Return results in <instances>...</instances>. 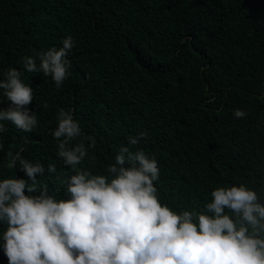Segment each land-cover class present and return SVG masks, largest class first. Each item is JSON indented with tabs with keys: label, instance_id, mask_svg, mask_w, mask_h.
<instances>
[{
	"label": "trees",
	"instance_id": "trees-1",
	"mask_svg": "<svg viewBox=\"0 0 264 264\" xmlns=\"http://www.w3.org/2000/svg\"><path fill=\"white\" fill-rule=\"evenodd\" d=\"M68 36L71 75L59 89L24 71L23 58ZM10 68L33 90L27 107L37 125L25 133L2 122L0 180L27 179L10 166L8 153H19L41 163L37 179L64 198L63 180L74 172L51 135L64 109L95 138V174L107 175L118 149L145 132L130 150L156 159L160 202L177 213L240 184L264 203V0H0V79ZM236 109L247 116L235 118ZM0 264H8L2 247Z\"/></svg>",
	"mask_w": 264,
	"mask_h": 264
},
{
	"label": "clouds",
	"instance_id": "clouds-1",
	"mask_svg": "<svg viewBox=\"0 0 264 264\" xmlns=\"http://www.w3.org/2000/svg\"><path fill=\"white\" fill-rule=\"evenodd\" d=\"M61 43L23 58L24 71L50 77L59 89L71 75L67 56L74 47L71 36ZM21 76L10 68L0 79V96L8 101L0 107V133L5 121L25 133L37 125L27 107L33 90ZM233 115L243 119L247 112ZM56 120L57 156L74 172L63 180L64 198L49 195L48 184L37 179L45 175L41 163L8 153L10 166L27 177L0 180V247L8 264H264V203L256 191L244 184L217 187L202 208L177 213L160 202L156 159L130 150L145 132L118 149L107 175L95 174L89 155L95 138L64 109ZM86 158L88 167H78ZM47 172L55 173V165Z\"/></svg>",
	"mask_w": 264,
	"mask_h": 264
}]
</instances>
